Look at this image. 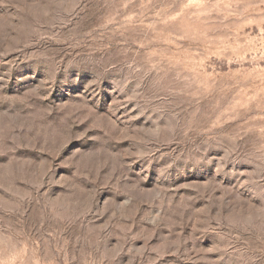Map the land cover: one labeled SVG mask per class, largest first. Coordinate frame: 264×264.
<instances>
[{
    "label": "rangeland",
    "instance_id": "rangeland-1",
    "mask_svg": "<svg viewBox=\"0 0 264 264\" xmlns=\"http://www.w3.org/2000/svg\"><path fill=\"white\" fill-rule=\"evenodd\" d=\"M0 264H264V0H0Z\"/></svg>",
    "mask_w": 264,
    "mask_h": 264
}]
</instances>
